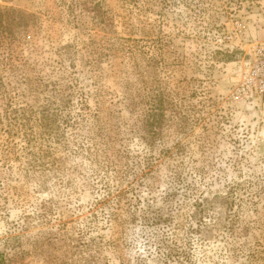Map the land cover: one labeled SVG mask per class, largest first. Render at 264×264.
I'll use <instances>...</instances> for the list:
<instances>
[{
	"label": "rangeland",
	"instance_id": "374dc122",
	"mask_svg": "<svg viewBox=\"0 0 264 264\" xmlns=\"http://www.w3.org/2000/svg\"><path fill=\"white\" fill-rule=\"evenodd\" d=\"M0 5V264H264V0Z\"/></svg>",
	"mask_w": 264,
	"mask_h": 264
},
{
	"label": "trees",
	"instance_id": "16d2710c",
	"mask_svg": "<svg viewBox=\"0 0 264 264\" xmlns=\"http://www.w3.org/2000/svg\"><path fill=\"white\" fill-rule=\"evenodd\" d=\"M26 16L27 15L19 9L17 10L15 8H8L0 5V33L3 35V37L9 39V41L13 40V38L11 37L15 33L14 28H16L19 32H21V30L25 27V25H27ZM153 110H155V105L153 107ZM13 112L17 113V109L11 111V113ZM25 113H27V109H25ZM55 114L56 112L54 111H51L49 109H43L41 111V117L38 118L44 129L45 130L49 129V132H51L50 129H52V124H53L51 123L53 121L52 117H54ZM13 118H16L17 121H20L22 118L24 120L23 123L24 126L22 127L26 128L27 124L25 120H27V116L24 113L14 115ZM26 137L28 138V143L31 144L34 139L29 135H26ZM42 152H45V149H39L36 152V155ZM143 218L145 220H148V218L144 215ZM171 250L173 251L174 249L172 248Z\"/></svg>",
	"mask_w": 264,
	"mask_h": 264
},
{
	"label": "built area",
	"instance_id": "2783aa9c",
	"mask_svg": "<svg viewBox=\"0 0 264 264\" xmlns=\"http://www.w3.org/2000/svg\"><path fill=\"white\" fill-rule=\"evenodd\" d=\"M260 52L264 53V46L260 48L259 53ZM253 73L255 74V76H253V74H252L250 76L251 78H250V80H248V82L250 84L257 82L258 90L261 92H264V58H263V60H260V62H258L256 64Z\"/></svg>",
	"mask_w": 264,
	"mask_h": 264
}]
</instances>
